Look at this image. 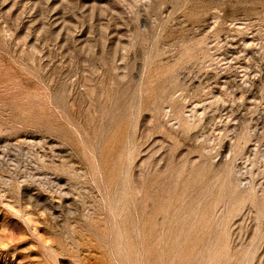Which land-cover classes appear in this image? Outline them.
<instances>
[{"label": "rangeland", "instance_id": "rangeland-1", "mask_svg": "<svg viewBox=\"0 0 264 264\" xmlns=\"http://www.w3.org/2000/svg\"><path fill=\"white\" fill-rule=\"evenodd\" d=\"M150 263L264 264V0H0V264Z\"/></svg>", "mask_w": 264, "mask_h": 264}, {"label": "bare ground", "instance_id": "bare-ground-1", "mask_svg": "<svg viewBox=\"0 0 264 264\" xmlns=\"http://www.w3.org/2000/svg\"><path fill=\"white\" fill-rule=\"evenodd\" d=\"M158 192V191H157ZM153 194V193H152ZM151 196H154V195H151ZM150 196V197H151ZM142 197V196H141ZM154 201H157V200H155V199H153ZM159 200V199H158ZM146 201H147V199H146ZM151 201V200H150ZM159 202V201H158ZM154 203V202H153ZM138 204H140V203H138ZM152 204V203H151ZM140 206V205H139ZM142 206V205H141ZM136 207H138V206H136ZM151 207H153V206H151ZM153 210V209H152ZM157 210V209H156ZM140 211V210H139ZM158 211V210H157ZM153 212H155V211H153ZM152 215H154V213H151ZM159 214V213H158ZM139 215V214H138ZM160 215V214H159ZM154 218V217H153ZM143 219V218H142ZM145 221V224H146V219L144 220ZM148 221V220H147ZM153 225V224H152ZM157 225V224H156ZM145 226V225H144ZM143 226V227H144ZM151 226V225H150ZM153 227H155V226H153ZM157 227V226H156ZM144 228H146V227H144ZM148 228H150V227H148ZM147 228V229H148ZM159 229V228H158ZM150 230V229H149ZM149 230L147 231V232H145V233H148L149 232ZM152 231V230H151ZM143 232V231H142ZM144 233V232H143ZM148 235H150L149 233H148ZM146 236H147V234H146ZM155 236V235H154ZM153 238H155V237H153ZM150 239H152V238H150ZM158 239V238H157ZM157 239H154V240H157ZM145 240H146V237H145ZM157 241H159V240H157ZM145 242V241H144ZM146 242H147V240H146ZM148 242H149V240H148ZM151 242V241H150ZM149 242V243H150ZM154 242V241H153ZM159 244H160V242H159ZM146 247V246H145ZM155 247V246H154ZM174 247V246H173ZM176 247V246H175ZM152 249V248H151ZM154 249V248H153ZM156 252V251H155ZM157 252H159V250L157 251ZM156 252V253H157ZM146 253V252H145ZM153 254V253H152ZM151 257H152V255H150ZM159 256V255H158ZM151 259V258H150ZM149 259V260H150ZM146 260H148V259H146ZM141 263V262H140ZM156 263H158V262H156ZM151 264V263H150Z\"/></svg>", "mask_w": 264, "mask_h": 264}]
</instances>
